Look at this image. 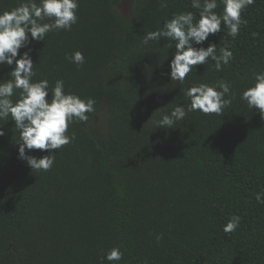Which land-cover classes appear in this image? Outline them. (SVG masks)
I'll list each match as a JSON object with an SVG mask.
<instances>
[{
	"label": "trees",
	"instance_id": "trees-1",
	"mask_svg": "<svg viewBox=\"0 0 264 264\" xmlns=\"http://www.w3.org/2000/svg\"><path fill=\"white\" fill-rule=\"evenodd\" d=\"M121 1L79 0L70 31L29 45L33 80L54 87L62 79L66 92L94 98L95 111L70 124L75 139L55 150L47 172L18 158L20 131L11 117L0 120V264H264V204L256 200L264 192V119L241 99L264 71V0L242 12L247 25L235 39L222 26L202 45L216 43L217 54L228 46L230 63L218 72L209 59L183 84L169 75L174 44L143 39L174 13L199 19L192 0H132L130 22ZM20 2L0 0V12ZM77 50L85 56L79 67L67 58ZM11 67L0 66V79ZM221 79L235 94L221 114L189 112L175 129L157 128L163 114L187 108L184 90ZM105 107L108 135L98 140L89 126ZM232 215L240 225L225 234ZM113 247L122 260H102Z\"/></svg>",
	"mask_w": 264,
	"mask_h": 264
},
{
	"label": "clouds",
	"instance_id": "clouds-1",
	"mask_svg": "<svg viewBox=\"0 0 264 264\" xmlns=\"http://www.w3.org/2000/svg\"><path fill=\"white\" fill-rule=\"evenodd\" d=\"M254 3L255 0H219V3L218 0H192L191 7L199 11V19L191 11L174 13L163 22L162 28L146 33L143 44L162 38L170 41L169 48L174 44L169 75L171 80L181 84L194 66L206 64L209 59L215 62L216 71H222L233 59V51L225 46L217 54L216 43L209 42L207 47L202 45L210 35L221 32L222 26L227 29V35L235 39L241 26L247 25L242 12ZM220 5H223V11L217 13L215 9ZM161 7H167L166 0H162ZM78 9L79 0H21L18 6L0 12V66L14 65L7 73L10 78L0 79V120L11 117L15 122L20 131L18 158L33 170L49 171L55 162V150L75 139V133L68 134L70 124L87 122L88 113L95 111L94 98L66 92L62 79H57L54 87L46 78L33 80L36 71L29 45L32 41H44L49 32L70 31L78 22ZM22 48L27 50L21 54ZM67 58L78 67L85 63V56L79 50ZM254 81L242 92L241 99L249 108L258 109L264 119V71L254 73ZM16 90H19V98L14 101L12 97ZM183 94L190 101L187 108L183 104L175 106L170 114H163L156 121L157 128L175 129L176 122L183 120L189 112L221 114L235 98L230 83L223 79L212 84H193ZM4 135L5 129L0 127V137ZM33 150L48 154L37 157L29 154ZM256 200L264 204V192H258ZM240 222L239 215H232L223 226L224 233L235 232ZM156 239H162V234ZM122 258L119 247H113L102 260L113 262Z\"/></svg>",
	"mask_w": 264,
	"mask_h": 264
},
{
	"label": "rangeland",
	"instance_id": "rangeland-1",
	"mask_svg": "<svg viewBox=\"0 0 264 264\" xmlns=\"http://www.w3.org/2000/svg\"><path fill=\"white\" fill-rule=\"evenodd\" d=\"M131 6L132 0H122L121 3L117 5L119 12L126 22L131 21ZM109 117L110 111L107 107H105L98 113V115L89 126L91 133L98 140H102L108 135Z\"/></svg>",
	"mask_w": 264,
	"mask_h": 264
}]
</instances>
